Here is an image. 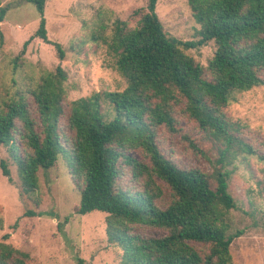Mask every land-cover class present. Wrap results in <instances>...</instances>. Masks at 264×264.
<instances>
[{
	"label": "trees",
	"instance_id": "trees-1",
	"mask_svg": "<svg viewBox=\"0 0 264 264\" xmlns=\"http://www.w3.org/2000/svg\"><path fill=\"white\" fill-rule=\"evenodd\" d=\"M26 1L36 6L41 20L22 55L32 40L40 38L64 60L63 47L48 38L46 0ZM188 2L202 25L198 43L168 36L157 14L158 0H149L136 28L127 30L124 22H118L113 48L118 71L128 83L125 90L80 98L66 112L67 76L59 66L56 75L28 92L38 107L39 122L25 93H18L0 110V145L17 166L24 194L39 188L41 169L53 168L63 159L81 194L77 214H108L107 238L122 250L119 264H235L231 246L243 235L230 233L226 221L236 208L226 167L259 152L225 109L234 93L264 86V0ZM6 14L0 0V24ZM0 36L4 38L1 31ZM210 41L216 42L217 50L207 68L183 52ZM182 101L218 156L213 160L190 142L212 164L211 174L179 167L157 144L159 128L175 132L173 108ZM131 149H142L152 167L130 156ZM260 159L264 161V153ZM9 161L0 158V169L12 181ZM124 166L137 180L147 177L144 190L120 185ZM153 176L171 191L166 208L157 204L160 194L153 188ZM137 226L160 229L166 235H143L135 232ZM9 238L5 235L0 243V264H31L30 255L7 243ZM78 264L87 263L81 259Z\"/></svg>",
	"mask_w": 264,
	"mask_h": 264
},
{
	"label": "rangeland",
	"instance_id": "rangeland-1",
	"mask_svg": "<svg viewBox=\"0 0 264 264\" xmlns=\"http://www.w3.org/2000/svg\"><path fill=\"white\" fill-rule=\"evenodd\" d=\"M7 10L0 24V110L18 93H25L33 115L39 113L35 90L49 75H56L62 67L67 79L64 105L66 112L72 102L99 92H121L128 86L117 68L118 53L113 38L120 22L126 29L136 28L148 11L149 0H46L45 19L48 38L65 50L60 60L53 45L35 38L22 55L24 44L39 29L41 16L26 0H1ZM137 12H140L138 15ZM157 14L171 38L198 43L202 25L196 20L188 0H158ZM217 45L210 41L183 52L207 68L214 58ZM182 101L173 108L175 132L166 126L158 129L157 144L161 152L183 169L213 172L212 164L190 142L206 152L213 160L217 154L207 143L197 123L185 112ZM227 117L243 127V137L259 152L241 156L229 171V189L236 208L226 218L230 233L243 235L231 246L235 264H264V86L233 94L225 109ZM66 126V119L62 121ZM65 129V128H64ZM128 154L152 167L142 149H131ZM0 158L10 160L9 181L0 169V210L4 227L0 229V243L9 235L7 243L30 255L31 264H119L122 250L107 238L108 214L95 211L77 214L81 194L74 185L63 159L56 166L38 172L39 188L23 192L20 173L9 158L7 148L0 145ZM120 185L134 191L144 190L147 177L137 180L131 170L123 167ZM154 190L160 194L157 204L166 208L172 200L169 187L153 176ZM26 213L35 216L26 217ZM135 232L163 237L165 231L137 226Z\"/></svg>",
	"mask_w": 264,
	"mask_h": 264
}]
</instances>
